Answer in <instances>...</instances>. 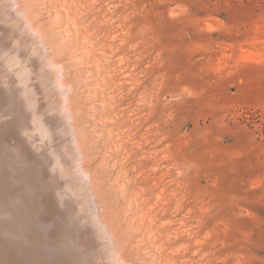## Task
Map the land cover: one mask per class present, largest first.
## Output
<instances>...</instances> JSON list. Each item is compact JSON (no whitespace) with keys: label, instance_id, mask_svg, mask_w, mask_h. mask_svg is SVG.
I'll use <instances>...</instances> for the list:
<instances>
[{"label":"rangeland","instance_id":"1","mask_svg":"<svg viewBox=\"0 0 264 264\" xmlns=\"http://www.w3.org/2000/svg\"><path fill=\"white\" fill-rule=\"evenodd\" d=\"M0 11L31 32L30 66L56 76L65 163L115 261L264 264V0H3Z\"/></svg>","mask_w":264,"mask_h":264},{"label":"bare ground","instance_id":"2","mask_svg":"<svg viewBox=\"0 0 264 264\" xmlns=\"http://www.w3.org/2000/svg\"><path fill=\"white\" fill-rule=\"evenodd\" d=\"M7 23L0 19V264H119L106 251L101 231L97 230L102 225L94 223L84 191L77 189L76 173L65 163L68 158L59 144L62 139L58 130L59 114L64 109L56 76L48 74L49 66H40L41 69L30 66L33 62H29V54L38 47L31 45V32L28 29L18 32L13 30L15 25ZM91 54V58L101 59V53ZM53 57L52 62L57 63ZM94 187L99 192L100 185ZM110 220L108 225L114 223ZM172 234L170 237L177 235Z\"/></svg>","mask_w":264,"mask_h":264}]
</instances>
